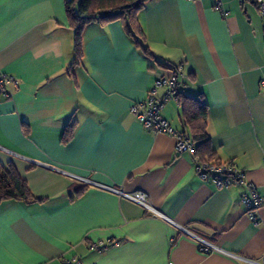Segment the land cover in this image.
I'll use <instances>...</instances> for the list:
<instances>
[{
    "label": "crops",
    "instance_id": "obj_1",
    "mask_svg": "<svg viewBox=\"0 0 264 264\" xmlns=\"http://www.w3.org/2000/svg\"><path fill=\"white\" fill-rule=\"evenodd\" d=\"M66 0H0V69L19 80L0 98V146L150 203L194 235L243 257L264 259V204L256 224L241 184L216 188L196 174L173 137L145 129L129 106L158 78L183 75L179 91L206 105L210 159L235 164L264 196V25L252 1L147 0L134 19L86 24L73 58ZM163 88L157 95H163ZM161 116L191 138L182 105ZM72 136L63 141L67 126ZM0 149L39 201L0 202V264H247L199 244L120 194ZM84 187L79 194L76 191ZM108 245L98 252L91 245Z\"/></svg>",
    "mask_w": 264,
    "mask_h": 264
},
{
    "label": "built area",
    "instance_id": "obj_2",
    "mask_svg": "<svg viewBox=\"0 0 264 264\" xmlns=\"http://www.w3.org/2000/svg\"><path fill=\"white\" fill-rule=\"evenodd\" d=\"M239 1H252L257 7L259 16L261 17L264 25V0H239ZM216 8L221 10V4L219 0H215ZM183 84V75L173 73L170 75H165L154 81L153 86L148 90L146 97L143 100L136 101L129 106V111L134 115V117L139 121V123L147 130L153 133H163L173 137L174 145L173 150L175 154L188 153L193 159V167L196 174L203 181H209L216 188L229 187L234 184H241L243 186V191L240 193L239 201L243 206L245 212L250 219H253L257 224L258 221L255 220L254 211L257 210L264 204V196L259 193L256 185L247 181L244 178L243 172L233 163L220 162L213 159H200L196 154L195 147L191 141L186 138L182 133L175 130L172 125L161 116V109L166 100L170 98L175 99L177 91ZM19 86V80L7 72L0 69V98L10 99L13 96L14 91L17 90ZM163 88V95L160 97L157 95V90ZM0 149L4 152L22 157L6 148L0 146ZM27 159L25 157H22ZM30 162L44 166L46 168L61 172L66 174L76 181L95 187H99L103 190L120 194L125 199L139 205L148 212H150L154 217L159 218L177 230L182 231L186 235L194 239L198 244L202 252H219L229 257L234 258L237 261L245 262L247 264H264V259H252L243 257L236 253H231L220 249L217 245L210 243L193 233L189 232L185 228L181 227L179 224L175 223L172 219L167 217L165 214L156 209L149 201L148 196L142 191H132V192H121L116 187L111 185H105L97 183L88 178L75 175L59 169L53 165L47 163H38L36 161L27 159ZM115 244V242L106 243L104 241H97L91 245L92 248L96 249L98 252H103L107 249L108 245ZM76 264H81L76 262Z\"/></svg>",
    "mask_w": 264,
    "mask_h": 264
},
{
    "label": "trees",
    "instance_id": "obj_3",
    "mask_svg": "<svg viewBox=\"0 0 264 264\" xmlns=\"http://www.w3.org/2000/svg\"><path fill=\"white\" fill-rule=\"evenodd\" d=\"M147 0H66L65 9L70 27L73 29V52L74 58L70 65H75L82 56L81 32L83 27L97 21L105 24L114 20L124 22L126 32L134 38L137 46L141 47L145 53H149L143 44V35L139 25L135 22L134 15L140 10ZM176 73V70L175 72ZM178 74V73H177ZM175 100L182 105L183 123L189 124L193 128L192 139L188 138L195 147L196 154L200 159H210L212 157L209 148V139L204 129L206 117V105L201 98H190L179 90L175 95ZM73 125L67 126L63 135V141H67L72 136ZM84 187L76 192L81 193ZM18 201L30 203L39 201L35 198L24 179L20 177L14 166L11 164L2 166L0 164V202Z\"/></svg>",
    "mask_w": 264,
    "mask_h": 264
}]
</instances>
